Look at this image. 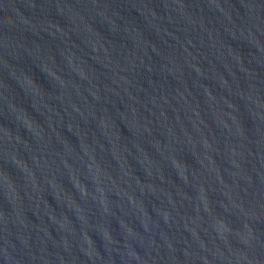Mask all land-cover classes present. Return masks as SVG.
<instances>
[{
	"label": "water",
	"instance_id": "1",
	"mask_svg": "<svg viewBox=\"0 0 264 264\" xmlns=\"http://www.w3.org/2000/svg\"><path fill=\"white\" fill-rule=\"evenodd\" d=\"M0 264H264V0H0Z\"/></svg>",
	"mask_w": 264,
	"mask_h": 264
}]
</instances>
